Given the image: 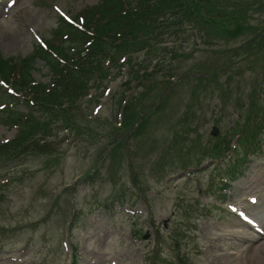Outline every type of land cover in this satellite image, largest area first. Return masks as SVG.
<instances>
[{"label": "rangeland", "instance_id": "obj_1", "mask_svg": "<svg viewBox=\"0 0 264 264\" xmlns=\"http://www.w3.org/2000/svg\"><path fill=\"white\" fill-rule=\"evenodd\" d=\"M98 1L0 0V57L30 53L58 26L60 15ZM232 4L246 9L250 27L243 33L204 43L190 27L167 43L174 54L164 49L152 57L132 55L146 64L147 76L128 83L127 69L91 91L94 99L85 97L66 115L75 130L60 121L50 130L53 150L0 159V264H242L245 254L237 259L234 253L244 245L231 227L247 217L258 222L250 236L264 228V152L252 156L244 177L229 182L223 204L215 188L231 160L209 156L215 139L231 132L240 116L244 120L251 101L264 113V45L244 50L256 47V41L246 42L264 31V0L224 3ZM221 66L207 80L184 76L211 75ZM32 74L49 80L40 59ZM122 93L128 102L136 96L135 115L149 108L138 129L136 117L115 126ZM15 132L0 124V141ZM122 133L115 154L107 152ZM124 142L133 150L130 161ZM188 216L197 218L189 223Z\"/></svg>", "mask_w": 264, "mask_h": 264}, {"label": "trees", "instance_id": "obj_2", "mask_svg": "<svg viewBox=\"0 0 264 264\" xmlns=\"http://www.w3.org/2000/svg\"><path fill=\"white\" fill-rule=\"evenodd\" d=\"M229 1L100 0L83 8L74 17L77 25L61 18L53 39L47 41L45 48L37 45L31 54L17 60L1 57L0 79L20 92L25 100L31 99L33 105L26 100L25 105L31 107L26 116L10 107H3L0 111L3 120L18 123L25 116L24 122L27 123L12 141L0 145L2 157L19 156L29 150H53L52 142L41 141L43 136L49 135L52 124L58 119L64 122V126L73 125L68 119V111L87 94L90 86L100 84L108 75L107 69L120 66L118 59L122 53L144 51L156 55L158 50L164 49L174 53L167 49L166 43L169 39L179 40L181 33L190 27L204 43H214L212 37L233 38L243 33L250 27L244 22L246 9L241 10L233 4L225 6L224 3ZM80 16L82 22L78 19ZM209 26L213 29L210 30ZM260 33L251 37V41ZM256 42V47L248 46L244 50L259 49L264 45V35ZM36 58L44 60L51 71L48 84L33 82L31 68ZM130 71L133 79L139 78L133 64ZM143 76L147 75L143 73L140 77ZM3 96L8 101L14 99L5 93ZM135 102L136 96L126 104L123 125L134 121ZM233 132L239 134L238 140L245 148L244 156L260 151L264 145V113L251 101L246 117L236 123ZM231 138L227 134L219 137L213 150L219 155L225 154L231 148ZM243 162L244 158L237 166Z\"/></svg>", "mask_w": 264, "mask_h": 264}, {"label": "bare ground", "instance_id": "obj_3", "mask_svg": "<svg viewBox=\"0 0 264 264\" xmlns=\"http://www.w3.org/2000/svg\"><path fill=\"white\" fill-rule=\"evenodd\" d=\"M251 227L252 225L247 220H241L231 227V234L233 237L240 242V245H244L242 250H237L234 254L237 259H241L237 256L239 253L242 252L245 254L242 264H264V241L262 240L264 238V228L260 226L261 229L257 231V234L259 235L253 234L258 238H254L253 236H250V231H248ZM207 231L210 232L211 230L207 229L206 232ZM257 239H261V242L257 241Z\"/></svg>", "mask_w": 264, "mask_h": 264}]
</instances>
